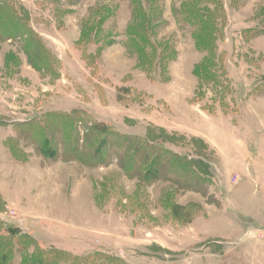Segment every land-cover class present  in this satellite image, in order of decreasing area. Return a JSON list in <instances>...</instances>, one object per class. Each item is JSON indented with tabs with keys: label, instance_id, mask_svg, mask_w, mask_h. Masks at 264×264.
Returning a JSON list of instances; mask_svg holds the SVG:
<instances>
[{
	"label": "rangeland",
	"instance_id": "1",
	"mask_svg": "<svg viewBox=\"0 0 264 264\" xmlns=\"http://www.w3.org/2000/svg\"><path fill=\"white\" fill-rule=\"evenodd\" d=\"M17 1L50 57L38 68L25 35L0 38V220L119 264H264V0H219L217 84L195 70L209 49L191 16L214 0ZM36 118L44 144L22 133ZM148 138L195 168L185 187L128 174L129 145Z\"/></svg>",
	"mask_w": 264,
	"mask_h": 264
},
{
	"label": "trees",
	"instance_id": "2",
	"mask_svg": "<svg viewBox=\"0 0 264 264\" xmlns=\"http://www.w3.org/2000/svg\"><path fill=\"white\" fill-rule=\"evenodd\" d=\"M213 3L216 4L214 9H212L210 6H206L202 9L198 7L191 11L193 14L191 16L194 20H199V28L195 31L196 36L198 34V38H196L198 39V47H201V45L206 43V48L209 49L208 55L205 56L201 60V62L195 65V70L199 73L203 72V80L207 79V81L210 80L211 82H215L217 84L219 82V75L216 68L218 67L217 59L219 57L212 50L214 47L215 51L216 38H211L209 36V33L213 34L216 33L217 29L219 30V21L224 18L225 10L223 4H221L219 0H214ZM20 6L17 0H0V38L9 39L11 37L17 38L25 35L27 37L26 43L29 47V51H31L30 53H28L29 59H31L32 62L34 61V63L36 62L38 68L43 67L44 61L46 62V60H48V58L50 57V53L47 50V47H44L43 41L41 37H39V34L35 32L32 25H30L31 23H29L28 18H26L22 13ZM221 24L223 25V22ZM137 48L141 50V47L138 46ZM34 51L36 52V54H34ZM37 52H39V54ZM14 57L15 56H13L11 59L9 58L10 60H8L9 62L11 61V65L15 67L17 66L18 59ZM206 66H208V71L207 73H204V71L202 70L206 69ZM221 68L223 69V66ZM221 75L222 74H220V76ZM66 117L67 118L63 121L61 119H58L57 121H61H59L57 124L62 125L63 128L65 126L69 127V129L73 131L71 132L72 135L75 136L76 133V137L78 138L79 132L77 131L78 129L75 119L72 116ZM55 125L56 124H52L51 127H54ZM27 128V132L22 133H27L26 135L30 140L35 141L36 139H38L42 140L43 144L45 143V140H47V138L41 139V137L38 136H40L41 132L46 133V130L49 128L48 125L45 126L44 123L38 122L36 118V120L33 121V123H31ZM54 128L57 129L56 126ZM93 132H95V134H97L98 132L104 134L105 131L101 128H98L97 126L96 130ZM158 138L164 139L163 135L159 136ZM149 139L150 138L145 140H135L129 145L128 155H130V157H128V160L123 163V167L125 168V170L129 175L137 176V178L141 182H144L143 184L145 185L151 184L152 181L157 179L158 176H160L159 174L163 172L175 173L177 177L183 178V180L185 181L179 183V185L182 184V187H185V185H187V173H196L197 171L195 170V168L194 170H191L189 162L185 161L184 159L178 158L174 160L171 157L169 158V156H167L169 152L166 150V148L158 146V143L161 144V141L165 140H159L157 145L154 146L147 143ZM69 141L71 149L74 150L75 139H73V137H70ZM7 143L9 144V147L13 152L12 154L17 156L20 152H22L18 147V142H16V140H13V138L9 139ZM102 146L98 147V149L93 150L95 154L92 160H95L97 154L99 153V151H101ZM113 146H117V148L119 146L124 147L123 144L119 143H114ZM104 150L108 152L111 151V149H108L106 146ZM143 150L148 151L145 152ZM40 151L44 152L48 156H53L54 154V150L52 151V154L43 149H40ZM118 159H120V157ZM180 168L185 172L180 173L178 171V169ZM19 233L20 231L13 225H9L6 222L0 220V264H11L13 258L17 253H20L22 257L20 264H119L115 261V258L102 254L94 255L93 253L85 256L74 255L68 252H55L46 250L42 248L31 236ZM31 249L32 252H29ZM99 257H101L100 261Z\"/></svg>",
	"mask_w": 264,
	"mask_h": 264
}]
</instances>
